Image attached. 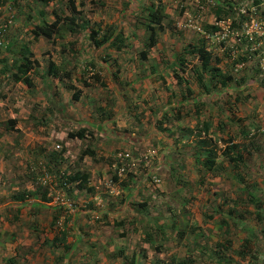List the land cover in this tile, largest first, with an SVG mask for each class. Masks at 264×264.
I'll list each match as a JSON object with an SVG mask.
<instances>
[{
    "label": "rangeland",
    "instance_id": "obj_1",
    "mask_svg": "<svg viewBox=\"0 0 264 264\" xmlns=\"http://www.w3.org/2000/svg\"><path fill=\"white\" fill-rule=\"evenodd\" d=\"M76 1L87 30L35 40L34 25L54 11L71 15L68 0H0V264H264V29L247 34L252 0ZM151 4L164 6L166 28L142 61ZM220 4L227 23L215 20ZM109 27L122 49L89 37L93 28L112 38ZM203 43L233 81L187 54ZM22 45L38 60L31 88L13 79ZM49 61L71 78L49 76ZM82 128L93 134L69 137ZM198 133L216 149L213 169L196 161ZM232 144L238 164L223 156ZM88 148L95 155L82 157ZM77 172L88 175L84 189L70 179Z\"/></svg>",
    "mask_w": 264,
    "mask_h": 264
},
{
    "label": "trees",
    "instance_id": "obj_2",
    "mask_svg": "<svg viewBox=\"0 0 264 264\" xmlns=\"http://www.w3.org/2000/svg\"><path fill=\"white\" fill-rule=\"evenodd\" d=\"M45 2L47 0H44ZM69 3V8L71 10V15L70 16H61L59 13H57L56 11H54V15H55V19L51 22H49L48 20L43 19L40 23L34 25V28L31 31V34L33 36V38L35 40H37L40 37H45L49 40H52L54 38H64L65 36V32H70L73 34H79L84 30H87V28L89 27V21L86 20L83 16H82V10L78 9V5H77V1L76 0H68ZM261 1L260 0H253L252 1V6H256L258 7L260 5ZM82 5H84L83 1H82ZM227 6L225 4H220L217 8H216V20H222L224 18V14H226V10ZM148 17L146 22L144 23L145 26V31H146V41L144 43V48L142 49L140 56H141V60L142 61H146L148 60L149 56H150V51L157 45L158 43V35H159V31H164L166 26L164 24V19L166 17L165 15V8L163 5L159 4V5H155V4H151L148 9ZM243 20V19H242ZM237 21V20H236ZM238 24V22H237ZM232 25H236V22H233ZM206 28L209 30H213V31H218L219 27L217 25H207ZM108 30H110L111 34L114 35V31L112 27H109ZM101 30L100 29H93L90 31L89 33V37L91 38L92 42L94 43V45L96 47H100L101 44L104 41H111L110 39H113L110 43L111 46L116 47L117 49H122V47L125 45V37L123 36L122 32H118V35L111 38V36H106V34L103 36L102 40H99L97 37L100 34ZM14 45L12 44H7L6 48H8L10 51H12V47ZM20 54L21 57L17 58L16 60H14V64L13 66L16 69V72L13 73V79L15 80V82L17 83H23L25 85H27V87L31 88L33 87V82H32V78H31V73L35 70V68L38 66V60L34 58L33 56V52L31 51V49L29 48V46L27 45H22L21 46V50H20ZM187 54H191L195 57H197V59L201 62V66H202V72L204 74H208L211 78H220V81L222 83V85H226L228 82H231L234 80V77H232V75H224L219 63L221 62L220 58L218 57H214V61H213V55L211 52L206 50V47L203 44H200L199 46H194L191 49L187 50ZM186 58L185 57H180L179 58V62L180 65L184 66L186 65ZM90 65H92L90 63ZM184 68H182L183 70ZM47 74L49 76H52L56 79L59 80H63L64 77H67L68 79L71 78V72L66 71L63 73H60L59 71V66H57L53 61H49V68H48V72ZM177 76V74H176ZM99 76L96 75V79ZM199 79L202 80V76L201 74H199ZM98 81V80H97ZM182 82V80L180 81ZM84 84L86 86H90V83L87 82L86 80L84 81ZM102 84V82H101ZM104 85V84H103ZM80 92H76L74 94L76 99H79ZM9 124H15L16 120L15 119H10L8 120ZM202 130L203 132H209V128H210V124L205 122L202 126ZM197 133V132H195ZM244 134V136L248 137V131H243L242 132ZM92 135L93 133L89 130H87L86 128H82L80 130H78L77 132L74 133H69V137L70 138H78V139H85L87 138V135ZM191 135H193V131L192 130H188L187 136L186 134H183L181 139H185L190 137ZM256 135V134H255ZM180 139V140H181ZM196 141L198 142V146L197 148V158L196 161L200 164L205 165L206 167H208L209 169H213V167L216 164V149L214 148H209V142L212 140H207V139H203L201 138V133H198L196 136ZM230 139L232 140L233 138L230 137ZM235 147L238 148L237 144H232V146H228L224 152H223V156L227 157L230 163H235L238 164L239 161L241 160V155L238 153V155H234L233 151L235 149ZM95 150L93 149H86L83 154L82 157L89 155V156H94L95 155ZM204 158V160H201V158ZM202 162H201V161ZM144 162V161H143ZM71 180H76V179H80L83 184L79 185L80 189H84V185L86 184V182L88 181V175L85 174H81L80 172L76 173V176L73 178H70ZM64 184H61V187ZM87 191L92 192V189L88 188ZM39 194L38 191H33V192H29V196H34ZM26 196H28V194H18L15 195L14 198L16 201H20L23 202L26 200ZM146 204V203H145ZM143 207L145 205H143V203L141 204ZM232 211V210H231ZM125 221L121 220V222H117V225H122V223L124 224ZM159 229H161V227L158 225ZM147 228H149L150 230H155L153 229V227H151L150 225L147 226ZM146 229V228H145ZM147 230V229H146ZM138 231V230H137ZM184 232H181V236L183 235ZM150 232H147V236H148V240L153 241V235ZM57 242L64 243L66 241V233L64 232L63 235L61 237H58L55 239ZM158 249V248H157ZM230 249V248H228ZM159 250V249H158ZM227 254V253H226ZM238 256L244 258L246 256H248V254L245 251V246L241 245L240 249L237 252ZM230 259L233 260L232 256L228 255V258L223 257V263L225 264L226 261ZM4 261H6V264H18L17 259H15L14 257H8V258H3ZM241 264V261H239ZM195 263V259L194 258H186V259H181V260H174L173 264H194Z\"/></svg>",
    "mask_w": 264,
    "mask_h": 264
},
{
    "label": "built area",
    "instance_id": "obj_3",
    "mask_svg": "<svg viewBox=\"0 0 264 264\" xmlns=\"http://www.w3.org/2000/svg\"><path fill=\"white\" fill-rule=\"evenodd\" d=\"M215 0H210V2H214ZM253 1V0H252ZM261 1V3H260V5L259 6H264V0H260ZM258 6V7H259ZM258 7H256V6H252L251 8H250V11L252 12V13H254V15H257L258 13ZM247 11H245V13H246ZM254 15H252V16H250V22L247 24V28L249 29L248 30V32H247V34L249 35L250 34V32L254 29V27L255 26H258V27H260V28H263L264 29V20H263V22H258V20H257V17H254ZM215 20H216V18H215ZM221 21H223V22H225V23H227L226 21H224V20H220V22ZM256 22H258V24H256ZM216 23V22H215ZM229 25H228V28L230 29H232V22L230 21L229 23H228ZM126 156H128V155H126Z\"/></svg>",
    "mask_w": 264,
    "mask_h": 264
}]
</instances>
